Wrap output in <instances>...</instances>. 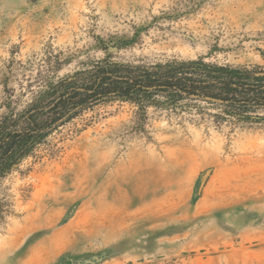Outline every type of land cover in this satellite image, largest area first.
Listing matches in <instances>:
<instances>
[{
    "label": "rangeland",
    "instance_id": "obj_1",
    "mask_svg": "<svg viewBox=\"0 0 264 264\" xmlns=\"http://www.w3.org/2000/svg\"><path fill=\"white\" fill-rule=\"evenodd\" d=\"M172 57L264 66V0H0V117ZM198 104L103 103L48 136L0 181V264H264V128Z\"/></svg>",
    "mask_w": 264,
    "mask_h": 264
},
{
    "label": "trees",
    "instance_id": "obj_2",
    "mask_svg": "<svg viewBox=\"0 0 264 264\" xmlns=\"http://www.w3.org/2000/svg\"><path fill=\"white\" fill-rule=\"evenodd\" d=\"M113 101L142 114L149 107L176 112L205 103L216 111L210 114L216 126L264 128V66L219 64L203 57L150 64L99 61L51 84L22 111L7 107L0 117V181L35 157L48 136L94 106Z\"/></svg>",
    "mask_w": 264,
    "mask_h": 264
},
{
    "label": "water",
    "instance_id": "obj_3",
    "mask_svg": "<svg viewBox=\"0 0 264 264\" xmlns=\"http://www.w3.org/2000/svg\"><path fill=\"white\" fill-rule=\"evenodd\" d=\"M109 51H110V52H115V51H116V48H115V47H110V48H109Z\"/></svg>",
    "mask_w": 264,
    "mask_h": 264
}]
</instances>
